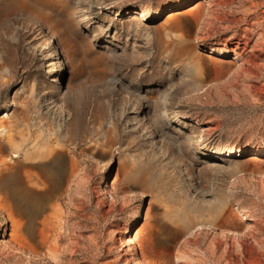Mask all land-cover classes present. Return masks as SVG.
Instances as JSON below:
<instances>
[{"label":"rangeland","instance_id":"374dc122","mask_svg":"<svg viewBox=\"0 0 264 264\" xmlns=\"http://www.w3.org/2000/svg\"><path fill=\"white\" fill-rule=\"evenodd\" d=\"M0 264H264V0H0Z\"/></svg>","mask_w":264,"mask_h":264},{"label":"bare ground","instance_id":"6f19581e","mask_svg":"<svg viewBox=\"0 0 264 264\" xmlns=\"http://www.w3.org/2000/svg\"><path fill=\"white\" fill-rule=\"evenodd\" d=\"M174 16V15H173ZM172 15L169 18L173 17ZM170 22H174V20L169 19ZM177 24V23H176ZM214 63H216L214 61ZM219 64V63H218ZM217 65V64H216ZM217 67V66H216ZM234 65L232 63H225L222 64V67H220L221 72H218L216 75H218V79H227V77L231 74L232 70H234ZM243 70V69H242ZM239 72V71H237ZM241 72V71H240ZM239 72V73H240ZM46 164L40 165L38 168L39 174H38V182L41 186L45 188V194L42 196V203L41 210L43 211L45 208V205L47 206V199L49 197H54L56 193L60 192L62 188L69 183V178L71 176H74L75 173L79 172V168H74L73 172L69 175L68 169L65 168L66 159L65 156L59 152H51V154L48 155L47 160L44 161ZM78 167V166H77ZM57 173H60L59 176H57ZM41 201V200H40ZM40 210V213L42 214V211ZM52 216L58 218L59 216H62V211L57 209L56 205L52 207ZM47 221H44L42 223L44 229L40 231L39 237L41 238L42 242L49 241L52 236H54V232L58 229V225H53L52 228L47 230ZM48 231V232H47ZM138 232L135 233L134 239H137ZM33 237V236H29ZM47 247L49 248L50 254L53 257L61 256L62 251L60 247L50 245ZM36 254H38L37 249L35 250ZM129 255V253H128ZM131 258H133V255H131ZM131 260V259H130ZM133 261V260H132Z\"/></svg>","mask_w":264,"mask_h":264},{"label":"water","instance_id":"95a60500","mask_svg":"<svg viewBox=\"0 0 264 264\" xmlns=\"http://www.w3.org/2000/svg\"><path fill=\"white\" fill-rule=\"evenodd\" d=\"M132 236H133V234H132Z\"/></svg>","mask_w":264,"mask_h":264}]
</instances>
